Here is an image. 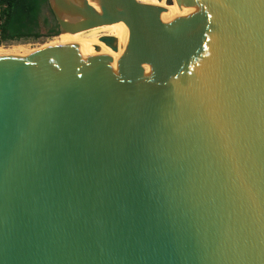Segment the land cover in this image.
Wrapping results in <instances>:
<instances>
[{"label":"water","instance_id":"obj_1","mask_svg":"<svg viewBox=\"0 0 264 264\" xmlns=\"http://www.w3.org/2000/svg\"><path fill=\"white\" fill-rule=\"evenodd\" d=\"M155 1L0 56V264H264V0Z\"/></svg>","mask_w":264,"mask_h":264},{"label":"trees","instance_id":"obj_2","mask_svg":"<svg viewBox=\"0 0 264 264\" xmlns=\"http://www.w3.org/2000/svg\"><path fill=\"white\" fill-rule=\"evenodd\" d=\"M6 3L0 22V35L4 42L37 39L42 35L59 34L58 24L48 33L41 31L42 7L48 0H4ZM56 20V19H55Z\"/></svg>","mask_w":264,"mask_h":264},{"label":"bare ground","instance_id":"obj_3","mask_svg":"<svg viewBox=\"0 0 264 264\" xmlns=\"http://www.w3.org/2000/svg\"><path fill=\"white\" fill-rule=\"evenodd\" d=\"M145 2L151 5L157 4L155 0H145ZM105 34L116 36L119 41L120 49L125 47L126 29L122 23L103 25V26H99V27H96L90 30L81 31L76 34H72V33L60 34V36L63 38V41L67 42V43H60V44H78L80 46H86L88 49H91L93 46H99L102 52L113 54L114 56L119 58V56H121V53L113 51L104 42L99 40V38ZM74 37L75 38L82 37L84 38V40H78V41L72 40V42H70L71 39ZM1 53L2 51L0 47V56L3 55Z\"/></svg>","mask_w":264,"mask_h":264},{"label":"rangeland","instance_id":"obj_4","mask_svg":"<svg viewBox=\"0 0 264 264\" xmlns=\"http://www.w3.org/2000/svg\"><path fill=\"white\" fill-rule=\"evenodd\" d=\"M40 20L43 25V27L47 28L49 25L53 24V26L56 25L55 17L51 11V8L48 3H45L42 7V11L40 13ZM78 41V40H84V38H72L70 42ZM60 43H67L66 41H63V38L60 36V34L55 35H42L41 37L37 39H29V40H16V41H9L5 42L3 45H1V51L3 54L2 56L10 55V54H30L36 50H39L41 48L52 46Z\"/></svg>","mask_w":264,"mask_h":264},{"label":"built area","instance_id":"obj_5","mask_svg":"<svg viewBox=\"0 0 264 264\" xmlns=\"http://www.w3.org/2000/svg\"><path fill=\"white\" fill-rule=\"evenodd\" d=\"M6 3L4 2V0H0V22L2 20V12H3V9L5 7ZM5 42L2 40L1 38V35H0V46L3 45Z\"/></svg>","mask_w":264,"mask_h":264},{"label":"flooded vegetation","instance_id":"obj_6","mask_svg":"<svg viewBox=\"0 0 264 264\" xmlns=\"http://www.w3.org/2000/svg\"><path fill=\"white\" fill-rule=\"evenodd\" d=\"M53 27V24H51V26L49 25L47 28L45 27H42L41 31L45 34V33H48L51 28Z\"/></svg>","mask_w":264,"mask_h":264}]
</instances>
